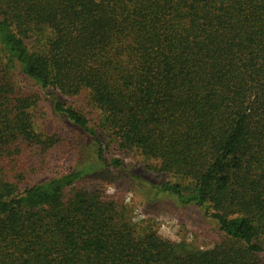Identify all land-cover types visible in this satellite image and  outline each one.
<instances>
[{"label":"trees","instance_id":"1","mask_svg":"<svg viewBox=\"0 0 264 264\" xmlns=\"http://www.w3.org/2000/svg\"><path fill=\"white\" fill-rule=\"evenodd\" d=\"M41 99L84 142L32 182L66 143L37 128ZM114 172L201 209L221 241L136 222L100 187ZM0 264H264V0H0Z\"/></svg>","mask_w":264,"mask_h":264},{"label":"rangeland","instance_id":"2","mask_svg":"<svg viewBox=\"0 0 264 264\" xmlns=\"http://www.w3.org/2000/svg\"><path fill=\"white\" fill-rule=\"evenodd\" d=\"M67 101L75 103L74 105L86 114L91 122L93 121L95 114L85 97L68 98ZM36 124L39 130L49 135H59L66 140V143L61 150L55 151L52 157H49L47 168L41 169L33 177L32 182L67 173L75 165L77 157H80V148L84 142V137L72 132L70 127L51 113L45 99H41L36 112ZM105 154L108 160L120 158L130 166L146 170L137 154L127 157L116 150H105ZM150 176L155 181L165 183L175 181L169 175L150 173ZM109 177L110 180L102 181L100 187L106 191L107 195L121 199L129 205L136 222L155 221L159 233L163 237L174 242L186 241L192 247L202 250L211 249L221 241L222 234L217 222L208 217L201 209L195 206L180 207L174 200L166 196L152 198L151 191L141 182L131 180L126 172H114ZM93 186V181H86L82 187L90 189Z\"/></svg>","mask_w":264,"mask_h":264}]
</instances>
